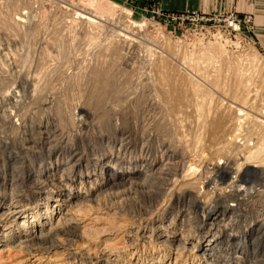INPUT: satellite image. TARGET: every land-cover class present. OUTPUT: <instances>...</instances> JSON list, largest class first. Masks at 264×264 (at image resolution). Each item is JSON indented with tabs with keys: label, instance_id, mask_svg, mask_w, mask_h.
<instances>
[{
	"label": "rangeland",
	"instance_id": "obj_1",
	"mask_svg": "<svg viewBox=\"0 0 264 264\" xmlns=\"http://www.w3.org/2000/svg\"><path fill=\"white\" fill-rule=\"evenodd\" d=\"M20 7L14 12L20 11L22 17L12 14L19 19L21 30L18 28V31H22L24 36L13 35V30L3 27L9 19L0 18L1 23L3 22L0 23V104L1 101L3 103L0 105V130L10 126L8 119L13 118L16 124L23 122L22 126L30 130L36 129L34 133H44L40 135L43 137L41 140L46 142L45 153L40 154V159L36 158L32 168H25L26 179L22 181L23 184L19 183L22 185L19 190H23L25 198L29 196L27 199L32 202V206L46 197L35 193L36 181H45L48 182L49 189L57 187L71 191L69 197L75 201L77 212L84 213L83 215L97 212L116 219L122 218V231L129 232L133 227H139L140 214L145 213L140 206L145 208L149 204L150 195L155 194L156 197L158 185L161 187L165 184L167 187L175 177V180H181L186 169L197 170L198 173L193 172L195 175L191 173L190 176L199 174V178L203 175L201 181L206 190L213 185L210 182L209 187V182L204 183L203 180H209L210 174L214 175L211 170L215 167H240V170H244L248 164H256L255 166L264 168V133L260 131L264 128V48L253 39L255 26L251 15L232 12L251 17L249 28L243 26L235 29L234 25L225 21L205 19L182 23L171 15L197 12L167 11L155 2L140 3L136 0H31L27 6L19 5ZM7 8L9 9L2 6L4 14L0 11V17L8 14ZM86 25L102 29L97 44L88 43L97 34L95 35L96 31L90 33V28ZM117 38L126 41L122 44L123 47L119 48L118 44L110 41ZM61 48L64 49L63 52L59 50ZM101 70L103 73L97 75V71ZM242 74L245 80L243 82ZM15 87L16 90L21 88L20 93L24 94L19 106L10 97L8 100L4 99ZM80 89H84V92H80ZM79 92L84 93L79 98L81 100L72 101L70 97ZM51 94L63 99L65 107L72 102L81 106L87 104L88 107L76 109L69 106L63 112L64 121H67L64 123L66 137H63V141L59 136V118L55 109H52L57 101L52 102L54 99ZM98 96L104 98L101 101L91 98ZM92 102L98 104L94 109L88 106ZM8 109L11 110L7 111ZM26 113L28 117L25 116ZM107 117L111 118L114 125L111 128L114 131L109 129L112 135L102 122ZM214 119L219 122H214ZM47 122H50L49 125ZM212 123H216L215 126L212 127ZM218 124L231 128L217 133L212 131ZM21 130L25 129H20L18 134L19 143L23 141L20 146L40 152L42 147L36 146L39 139H35V135L29 134V131H26L29 135L25 136ZM214 133L216 136H223L216 139L213 137ZM195 137L198 138L197 141ZM212 139L214 142L210 141ZM184 141H190L192 147H187ZM8 142L12 140L0 137V167L7 157L12 158L7 162L9 169L14 162L16 167H22L20 162H23L21 158L25 153L18 148L14 149L20 156L13 159L15 154L11 152V145H6ZM209 142H213L212 147ZM86 145L88 152L84 154ZM255 147L258 150L261 147L260 154H252L251 157L250 153L257 150ZM48 162H54L55 169L52 173L47 171L42 174L41 179L27 178L29 174L34 177V169L35 173L40 168L46 171L42 167ZM101 162L107 163L106 167H110L112 171L103 170ZM148 162H157L158 169L139 173L137 169L142 165L148 167ZM114 168L117 172L134 168L136 170L130 171L132 177L125 180L114 174ZM100 170H103L105 179L111 181L109 184L103 183ZM217 175L219 179L216 178V181L223 184L224 189L230 183H238V187L240 185L249 189L254 181L250 174ZM260 178V182L255 180L259 185L257 189L264 191V176ZM237 185L233 188L236 189ZM1 187L3 191V185ZM230 188L232 190L229 187L226 191ZM91 189H95L94 192ZM252 191L255 192L253 189ZM157 196L161 198L160 194Z\"/></svg>",
	"mask_w": 264,
	"mask_h": 264
},
{
	"label": "bare ground",
	"instance_id": "obj_2",
	"mask_svg": "<svg viewBox=\"0 0 264 264\" xmlns=\"http://www.w3.org/2000/svg\"><path fill=\"white\" fill-rule=\"evenodd\" d=\"M30 2L31 0L0 1V11H1L2 6L9 7V9L7 8L8 14L6 16L0 17L1 19H9L8 23L6 24L4 23V25L6 26H3V27L7 28L8 30H13L12 31L13 35H23L24 33H21L22 31H18L21 28L20 27L21 23L19 22V19L15 17L12 13H15V15L17 14L21 15L20 11L17 13L14 11L15 10L18 11L19 9H21V7L19 8V5L27 6L28 4H30ZM1 13L3 12L1 11ZM16 18L18 19V21H16ZM86 26L90 28V33L91 31H96L95 35L97 34L96 36L91 37L88 40V43L94 44V45L95 43L97 44V40L100 39L99 35L101 34L102 29L98 28L99 26H95V25L93 26L86 25ZM27 35H25V37ZM123 40L124 39L120 40L119 38H117V40L113 39L110 41L115 42L116 44L119 45L118 47L121 48L122 44L126 42ZM110 41L108 44H110ZM100 43L101 42L98 43V46H100ZM115 47L117 48V46ZM59 50L61 52L64 51L63 48ZM166 62L169 63L168 61ZM102 73H103L102 70L97 71V75L102 74ZM251 74H249V76ZM241 80L242 82L245 81L243 80V74H242ZM23 87H26V85ZM84 89H80L79 91L84 92ZM105 89L106 88H104V90ZM20 90H16V87L15 89L13 88L11 92L9 93V96L8 97L5 96L4 99L8 100V98L10 97L11 101L14 100V102L19 106L20 104H22V99L24 97L22 96L24 94H21ZM35 90H33V92ZM101 90H103V88ZM80 92L77 93L76 95H72L70 97L71 100L72 101L81 100L79 98L80 97L82 98V94L84 93L81 94ZM196 92H198V90ZM23 93H25V90L23 91ZM99 93H101V95H104L103 92H99ZM59 98L60 97H58L57 95H53L54 101L52 102L55 103V101H57V103L55 104V107H53L52 105V109H55V113L57 114L59 118L58 127H59V130L61 131V134H59V136L63 138V137H66L64 136V134L66 135V132H65L66 126L64 125V123L67 122L66 119H65L66 122L64 121V113H65L64 111H66L69 106H72V107L74 106L76 107V109L77 107L79 108L80 107L82 108L84 106L86 108L88 107H87V104H82L81 106V104L79 105L76 103L75 105L73 104V102L72 104H69V105L66 104V107H65L64 106L65 103L62 104L63 99L61 100ZM91 98L92 99L96 98V101H101L104 97L98 96V97H91ZM210 100L211 99H209V101ZM2 104L3 103L1 101L0 105ZM88 106L94 109L95 107L98 106V104L92 102V104H89ZM10 110L8 109L7 111H10ZM87 110L89 113L92 114V111H90V109H87ZM212 112L213 111H211V113ZM215 114L217 115L216 112ZM4 115L6 114L4 113ZM27 115L28 114L26 113L25 116ZM71 115L69 117H72ZM49 118L50 117H48V119ZM107 118L108 119H106L105 121L102 120V122L105 124L104 127L107 128L106 130L109 132V134L112 135V131H114L115 129H111L113 125L112 120L110 117H107ZM220 118L218 120H220ZM12 119L13 118L8 119L10 121L9 124H11L10 126L8 125L9 128H7L8 126L7 127L5 126L6 127L5 130L3 131L0 130L1 131L0 137L1 138L5 137L6 139L10 141L12 140V142L10 143L8 142L6 143V145L8 144L11 145V148H12L11 152L15 154V156H13V159L16 157L19 158L20 156L19 153L15 152L14 150L17 148L20 149L22 152H24L25 156L22 158L20 157L21 159H23V162H20L19 159H16L17 162L18 161L20 162L22 167H20L19 165H17L16 167V163L14 162L12 165L10 164L12 167H10L9 169V164H7V162H10V160L12 159L9 157L6 158L7 160L3 162L1 164L2 167H0V187L1 185H3L4 187L3 191L1 189L2 187L0 188V264H264V210H263L264 191L257 189L258 184H256L255 182V180L259 181L261 179L260 177L264 176L263 167H257L258 165L255 166L256 164L255 165L248 164V167H246L244 170L243 169L240 170L241 169L240 167L239 168H232V167H227V166L226 167L224 166L215 167L214 169L211 170L212 173L214 172V175L210 174L209 180L206 178L208 181L203 180L204 183L209 182L207 184L209 187L211 186L210 182H212L211 184L213 185V187H211L210 189H206V190L203 188V182L201 181L203 175H200L199 178H197L199 174L197 176H190L191 173L193 172L195 173L197 170L188 171L186 169V171L181 176L182 178L181 180L178 178L177 180H175L176 179L175 177L174 180L168 183L167 187H165V184L164 186L162 185L161 187L158 185L157 194H160L161 198L159 199L157 194H156V197H154L155 194L150 195L149 198L151 199L149 200V204L145 202L147 204L145 208L144 206H140L141 209H144L145 213L140 214L141 217H139L140 218L139 227L137 226V229H136V227L132 228L130 226L129 228H132L131 231L127 232L128 231L127 230L126 232H123L122 227L124 225V221H120L122 220V218L116 219L113 216L108 217L109 216L108 214L105 215L103 213L101 214L97 212L88 213V214L83 215L84 213L81 214L77 212L75 201L73 200L72 197H69L71 195L70 193L71 191L69 192L66 188H57L56 186H55L56 187L55 189H53L54 187L49 189L48 184H47L48 182L46 183L45 181H42V182H39L38 180L36 181L35 184L37 186L35 189H37V191L35 190V193L38 195H45L46 197L39 199V201L36 202L37 204L32 206V202H30V200L28 201L27 199L29 196L25 198L24 194L22 193L23 190L21 191L19 189L22 186L21 184L24 183L22 181H25L26 179V176L24 174L26 171L25 168H28V167L32 168L34 166L36 158L40 159L41 157L40 154L45 153V149L47 148L45 145L46 142L44 143V141L41 140L43 138L42 135L44 133L42 132L34 133L36 129L30 130L28 129V127L26 128L25 126H22L23 122L21 124L20 123L16 124V122H14ZM91 120L93 121V119ZM218 120L214 119L213 121L217 123L219 122ZM44 121L45 120H43V122ZM49 123L47 122V125H49ZM213 123H212V127L213 125L215 126L216 124V123L215 124ZM22 128L25 129V130H21L24 132L23 135L26 136L31 133V135H35L36 137V138L34 137L35 139H39L40 142L39 143L37 142L36 146L42 147L41 148L42 150H40V152H37L38 151L37 149H36L37 151H34L24 146L23 147L20 146L23 141L22 142L20 141L21 143H19L18 134H19L20 129ZM229 128L231 127L230 126L223 127L221 124H218L216 127H214L213 130L212 129L211 130L217 133V132H221V130L223 131ZM109 129L112 131L110 132ZM26 131L27 132L29 131V134H26ZM260 131L264 133V128ZM232 135L230 138H232ZM220 136L219 135L216 136V134L215 136L213 135L214 138L218 137L219 139H221ZM71 137L70 139L69 138L68 139L71 140ZM247 137H250V136H247ZM210 138L211 137H209V139ZM260 138L261 137H258V139ZM15 139L18 140V142H16ZM222 139H225V138H222ZM63 140L64 138L62 139V141ZM193 140L195 139L193 138ZM197 140L198 138H196V141ZM210 141H213V139ZM179 142H182V141H179ZM57 143L58 144L60 143L59 140L57 141ZM68 143L70 144V142ZM68 143L66 145H69ZM211 143H210V146L213 145ZM228 143H225V144L228 145ZM39 144L40 145L42 144V146H38ZM62 144L64 145V143ZM175 144L177 145V143ZM186 144H187V147L192 145L190 141L189 142L187 141ZM229 144L231 145V143ZM195 145H197V143ZM217 145H219L218 142H217ZM261 145L263 146V144ZM86 147L87 145L85 146V148ZM261 147H259V150H258V147H255L257 148V150L255 149L256 151L254 150L253 152H251L250 156L252 157V154L253 156L260 154ZM184 148L186 147L184 146ZM65 149H68V148H65ZM190 149H193V148H190ZM190 149H189V152H191ZM216 149H218V147ZM239 149H242V148L240 147ZM86 150L87 148L83 150L85 152L84 154L88 152ZM194 152H198V151H194ZM238 152L241 153V151H238ZM173 153H174V150H173ZM73 154H77V153H73ZM248 155H249V152H248ZM249 159L251 158L249 157ZM157 162H150V163L148 162L146 164L148 167L142 165V167L139 166L141 168L137 170L139 171V173H144V172L148 173L152 169L154 171L158 169ZM44 165L45 167H42V168L45 169L46 171L40 168L38 172L35 173L36 170L34 169L33 170V173L35 174L34 177H32V174H29L27 178L28 179H35V178L41 179L42 174L47 173V171L52 173V171L55 169L54 162H51V163L48 162V163L43 164V166ZM107 165H108L107 163L103 162L100 167L103 170L106 169L108 171L109 170L112 171L110 167H106ZM135 167H138V166H135ZM193 168L196 169V167H193ZM134 169H130L129 171L124 170L125 172L123 171L117 172L116 169L114 168L113 172H115L114 174L116 176L119 175L123 179L127 180L132 177L130 171L132 170L135 171L136 169L135 170ZM103 170H100L101 172L100 176L103 178V183L105 182L109 184L111 181L107 180V178L105 179V177L103 176L104 174L102 173ZM217 173L225 174L226 176L229 175L230 173H234L236 175L243 174L245 176L246 174H248L247 176H249L250 174L252 175L251 179L253 178L254 181L253 182L250 181L251 186L249 187V189L243 188V186L240 187V185L238 187L237 185L238 183L236 184L237 185L236 189H234L233 186L234 187L236 186L234 185L235 183L234 184L230 183L229 185H227L228 188L232 187V190L230 188L229 189L230 192H229V191H226L228 188L224 189V187L222 186L223 184L222 185L221 183L218 184L219 182L216 181V178L219 179V175H217ZM222 180H226V179L222 178ZM45 189H48V190H45ZM252 189L255 190V192H253ZM94 190H92L91 192H94ZM215 192L217 193L215 194ZM113 230L117 232H113Z\"/></svg>",
	"mask_w": 264,
	"mask_h": 264
},
{
	"label": "crops",
	"instance_id": "obj_3",
	"mask_svg": "<svg viewBox=\"0 0 264 264\" xmlns=\"http://www.w3.org/2000/svg\"><path fill=\"white\" fill-rule=\"evenodd\" d=\"M140 3L155 2L167 11L197 12L204 15L228 13L248 14L253 17V39L264 48V0H136Z\"/></svg>",
	"mask_w": 264,
	"mask_h": 264
},
{
	"label": "built area",
	"instance_id": "obj_4",
	"mask_svg": "<svg viewBox=\"0 0 264 264\" xmlns=\"http://www.w3.org/2000/svg\"><path fill=\"white\" fill-rule=\"evenodd\" d=\"M173 18L177 21L185 23L187 21L197 22V21H205L207 20H215L219 22H228L230 25H234L235 29H241V27L245 26L249 28L251 25V17L248 15H238L235 13H231L228 15H214L212 17H206L199 13H175L172 14Z\"/></svg>",
	"mask_w": 264,
	"mask_h": 264
}]
</instances>
